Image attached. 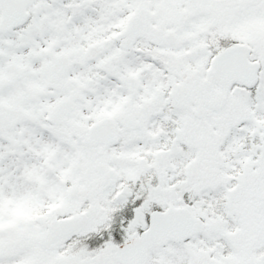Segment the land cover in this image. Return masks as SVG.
<instances>
[{"label": "snow or ice", "instance_id": "6c2138e0", "mask_svg": "<svg viewBox=\"0 0 264 264\" xmlns=\"http://www.w3.org/2000/svg\"><path fill=\"white\" fill-rule=\"evenodd\" d=\"M0 264H264V0H0Z\"/></svg>", "mask_w": 264, "mask_h": 264}, {"label": "rangeland", "instance_id": "374dc122", "mask_svg": "<svg viewBox=\"0 0 264 264\" xmlns=\"http://www.w3.org/2000/svg\"><path fill=\"white\" fill-rule=\"evenodd\" d=\"M35 214V211L31 208H20L16 210L15 217L17 219H28L32 218Z\"/></svg>", "mask_w": 264, "mask_h": 264}]
</instances>
